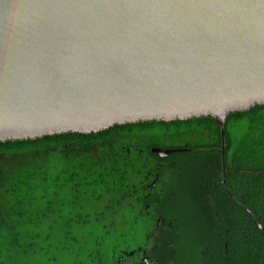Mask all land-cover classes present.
<instances>
[{
	"label": "water",
	"instance_id": "95a60500",
	"mask_svg": "<svg viewBox=\"0 0 264 264\" xmlns=\"http://www.w3.org/2000/svg\"><path fill=\"white\" fill-rule=\"evenodd\" d=\"M255 107L264 0H0V143Z\"/></svg>",
	"mask_w": 264,
	"mask_h": 264
},
{
	"label": "trees",
	"instance_id": "16d2710c",
	"mask_svg": "<svg viewBox=\"0 0 264 264\" xmlns=\"http://www.w3.org/2000/svg\"><path fill=\"white\" fill-rule=\"evenodd\" d=\"M153 149L179 152L158 158ZM184 155L206 160L200 264H264V107L230 114L223 135L201 118L0 143V264H136L143 252L155 259V234L150 226L139 234L137 223L147 205L157 213L159 200L146 194L151 178ZM123 222L132 245L116 232ZM171 222L173 241L181 223Z\"/></svg>",
	"mask_w": 264,
	"mask_h": 264
},
{
	"label": "rangeland",
	"instance_id": "374dc122",
	"mask_svg": "<svg viewBox=\"0 0 264 264\" xmlns=\"http://www.w3.org/2000/svg\"><path fill=\"white\" fill-rule=\"evenodd\" d=\"M205 161L193 160L186 155L170 158L166 163L167 168L160 175L161 179L157 183L156 189L160 191V195L157 197L154 195L155 198H159L155 217V211H151L147 205L145 211H142L143 216L140 218L142 221L138 220L139 234H144L149 226L152 229L151 232L155 234L154 240L151 239L150 243L154 258L159 259L160 264H172L170 263L172 261L170 250H174L176 264H200L204 229L206 230V214L202 205L204 187L208 181L204 171L205 167H202ZM146 208L149 209L146 210ZM153 217L156 223L151 226ZM158 219L160 221H157ZM174 219L180 221L181 229L176 232L177 238L172 241L170 235L174 236V233L167 234L166 232L169 231V227H177L171 222ZM116 226V232L123 233V241L132 245L133 239L127 236L124 230L128 227V223H116ZM164 228L167 230L164 231ZM172 230L174 231L173 228ZM108 239H111V236ZM176 251L178 252L175 253ZM155 259L148 263L156 264Z\"/></svg>",
	"mask_w": 264,
	"mask_h": 264
},
{
	"label": "flooded vegetation",
	"instance_id": "af4514ba",
	"mask_svg": "<svg viewBox=\"0 0 264 264\" xmlns=\"http://www.w3.org/2000/svg\"><path fill=\"white\" fill-rule=\"evenodd\" d=\"M160 179H161L160 176L153 177V179L151 178L150 188L146 192L148 198H149V196L156 195V197H157L158 195H160V191L158 192L157 189H156L157 188V183H159ZM154 200H156L158 202L159 198H155L154 197ZM157 221H160V219H158ZM148 262H150V260H149L148 257H146V255L143 252L141 254V256H140V260H137L136 264H149Z\"/></svg>",
	"mask_w": 264,
	"mask_h": 264
}]
</instances>
